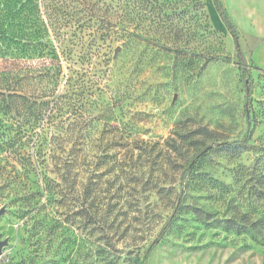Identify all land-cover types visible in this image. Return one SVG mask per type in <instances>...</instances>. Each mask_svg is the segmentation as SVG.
Listing matches in <instances>:
<instances>
[{
    "label": "rangeland",
    "instance_id": "374dc122",
    "mask_svg": "<svg viewBox=\"0 0 264 264\" xmlns=\"http://www.w3.org/2000/svg\"><path fill=\"white\" fill-rule=\"evenodd\" d=\"M95 1L104 21L114 6L126 11V35L112 43L103 45L99 36L91 42L83 33L90 54L80 55L75 67L96 114L109 106L113 124L126 122V141L131 133L142 140L135 160L126 147V240L113 253L76 215L79 203L47 202L30 165L35 150L25 136L45 123L35 103L62 92L63 74H48L53 66L38 61L0 60L6 95L0 97V142L12 140L0 147V209L6 207L0 234L8 239L0 264H131L132 245L143 264H264V153L219 148L248 133L251 144L264 148V49L252 50L240 37L253 82L248 101L236 45L212 0ZM102 128L94 131L95 156L107 142ZM175 142L198 146L188 153L192 160L211 147L190 168L177 208L159 191L175 185L177 174L166 162L167 152L176 156ZM57 152L66 158L67 150ZM79 164L81 181L90 168ZM32 199L40 203L28 214Z\"/></svg>",
    "mask_w": 264,
    "mask_h": 264
},
{
    "label": "trees",
    "instance_id": "16d2710c",
    "mask_svg": "<svg viewBox=\"0 0 264 264\" xmlns=\"http://www.w3.org/2000/svg\"><path fill=\"white\" fill-rule=\"evenodd\" d=\"M213 1L236 45L240 73L249 101L253 82L250 79V69L243 53L240 36L221 0ZM96 9L101 10L95 0H2L0 60L10 62V65L38 61L53 66L54 72L49 70L48 74H63L65 84L62 92L51 91L50 100L35 103L45 123L43 122V127H40L41 123H36L31 134L25 136L29 143H33L35 150L30 165L40 178L41 189L46 195L47 202L54 199L64 205L73 201L79 203L80 208L76 215L83 223L93 228V232L100 241H103L101 243L106 248L117 254L121 252L118 247L120 241L126 240L128 217L124 185L126 147L130 160H135L136 156L137 158L140 156L136 150L139 149L137 144L142 140L131 133L126 141V122L123 128L113 124L111 121L114 118L110 116L111 113L109 114L111 110L109 106L101 108L100 114H96L98 107L88 98L89 96H85L84 81L75 69L82 60L80 55L83 53L85 55L90 49L85 48L82 42L83 33L91 37L89 39L91 42L99 36V41L103 45L112 43L115 40L113 36L117 34L126 35V11L120 12L121 6H114L113 14L107 16L106 21L104 16L101 18L96 15ZM96 25L94 35L92 31ZM99 27L107 29L99 30ZM109 48L110 46H107V49ZM92 88L93 84L88 82V90ZM0 97L2 100L6 99V95L1 93ZM5 125L3 124L1 128ZM98 125L103 126V132L107 134L104 139L107 142L98 148L100 154L95 156L93 136ZM178 143L175 142L173 145V153L176 156L172 157L170 152L166 153V162H171V169L177 174L173 179L175 185L169 189L159 190L162 198L176 208L181 204L186 189L185 183L189 180L188 172L199 158L198 155L192 160L188 154L191 148L198 149L196 144ZM11 145L10 138L0 142L3 149ZM219 148H231L240 153L247 151L264 153V148L251 144L249 133L242 140L221 143ZM58 150H67L65 159L58 154ZM96 157L98 162L93 161ZM79 159L90 168L87 171L89 173L87 178L82 174L81 181L79 177L82 165L79 164ZM39 203L34 199L30 200L27 206L30 210L28 214L35 211ZM135 212L139 215L143 213L142 210ZM194 213L203 220L208 217V214L200 209L194 208ZM172 221L173 216H170L161 233ZM134 246H130L129 248L133 250L128 252L131 264H143L144 258Z\"/></svg>",
    "mask_w": 264,
    "mask_h": 264
},
{
    "label": "crops",
    "instance_id": "0c3cea01",
    "mask_svg": "<svg viewBox=\"0 0 264 264\" xmlns=\"http://www.w3.org/2000/svg\"><path fill=\"white\" fill-rule=\"evenodd\" d=\"M221 2L231 21L241 27L243 33L235 28L242 41L252 50L264 49V0H221Z\"/></svg>",
    "mask_w": 264,
    "mask_h": 264
},
{
    "label": "water",
    "instance_id": "95a60500",
    "mask_svg": "<svg viewBox=\"0 0 264 264\" xmlns=\"http://www.w3.org/2000/svg\"><path fill=\"white\" fill-rule=\"evenodd\" d=\"M119 49H117L116 52H118ZM209 149H211V147H208L206 150H204L199 156L203 155L206 151H208ZM198 156V157H199ZM6 213V207H3L0 209V217H2L4 214ZM8 245V239L7 240H2V236L0 234V258L3 254V249Z\"/></svg>",
    "mask_w": 264,
    "mask_h": 264
}]
</instances>
